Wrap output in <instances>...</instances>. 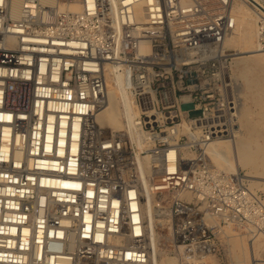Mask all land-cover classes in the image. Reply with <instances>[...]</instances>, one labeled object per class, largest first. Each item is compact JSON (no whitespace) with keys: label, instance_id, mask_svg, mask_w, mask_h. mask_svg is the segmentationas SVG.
Wrapping results in <instances>:
<instances>
[{"label":"built area","instance_id":"built-area-1","mask_svg":"<svg viewBox=\"0 0 264 264\" xmlns=\"http://www.w3.org/2000/svg\"><path fill=\"white\" fill-rule=\"evenodd\" d=\"M236 25L232 0H0V264H154L152 218L181 264H213L211 218L264 238V196L207 152L239 130Z\"/></svg>","mask_w":264,"mask_h":264},{"label":"bare ground","instance_id":"bare-ground-1","mask_svg":"<svg viewBox=\"0 0 264 264\" xmlns=\"http://www.w3.org/2000/svg\"><path fill=\"white\" fill-rule=\"evenodd\" d=\"M240 1L241 4L244 2L247 4L246 8L252 12L255 18L252 22H248L242 14L233 13L237 25L234 33L226 42V46L230 45L236 50L231 66L234 78L232 75L231 77L237 82L242 98L239 130L232 139L212 142L207 152L213 164L219 169L231 173L245 171L244 176L250 182L251 189L255 191L256 189L264 190V145L259 142L260 137L264 135V123L251 118V110L253 109H251L250 103L256 104L264 98V50H261L257 44V22L259 18L264 16V12L253 2H258L264 6V0ZM235 3L236 0H232V11L240 6L239 1L238 4ZM71 8L79 9L77 5H73ZM246 12L252 17L249 11ZM133 115L131 97L123 87L120 76L117 75L116 78L114 77L108 82L107 101L96 113L95 120L101 128L109 132H116L125 127V117L130 121ZM184 197L190 199L189 195ZM214 221V218L208 220V224L212 228ZM152 224L155 239L154 264H181L179 256L171 257L163 251L160 244L162 235L155 230L154 218H152ZM240 238L245 247L244 251L247 250V256L250 257L253 264H256L255 262L259 260V253L264 250V239H250L244 243L245 239Z\"/></svg>","mask_w":264,"mask_h":264},{"label":"rangeland","instance_id":"rangeland-1","mask_svg":"<svg viewBox=\"0 0 264 264\" xmlns=\"http://www.w3.org/2000/svg\"><path fill=\"white\" fill-rule=\"evenodd\" d=\"M238 1L240 6L237 7V9L235 8V10L233 9L234 10L233 13L242 14L246 19V21L252 22L255 17L252 14V12L248 8H246L247 4L243 0L242 1L245 3V5L244 3L241 4L242 2L240 0H236L237 4ZM253 3L255 6H258V8L264 12V6L262 4H258V2H253ZM246 11H249V13H251L253 18L250 17ZM227 47L233 50L234 54L236 53V50L232 46L228 45ZM231 75L233 77L232 71H231ZM250 107H252L251 109H253L251 110V118L255 121H260L261 123L263 121L264 123V98L262 101H259L256 104L250 103ZM259 142L264 145V135L263 137H260ZM241 172L243 173V175H245V171H241ZM248 184L250 186V182H248ZM255 191L260 192L264 196V190L256 189ZM218 224L219 223L217 220H215L213 223L216 254L211 258L212 263L213 264H253V261L250 259V257L247 256L248 254L247 250L244 251L245 247L243 246V242L241 241L240 237H243L245 239L244 243H246V241L247 240L249 241L250 239H257V238L264 239V238L260 236L255 238L246 230L239 228L237 226L228 225V224H219V225ZM160 233L162 235V239L160 242L161 248L163 249V251L167 252L169 256L175 257L177 254L168 247V237L170 235L168 229L165 228L164 231ZM237 251H238V255H237ZM258 259L259 260L255 262L256 264H260V263L264 264V250H262L259 253Z\"/></svg>","mask_w":264,"mask_h":264},{"label":"water","instance_id":"water-1","mask_svg":"<svg viewBox=\"0 0 264 264\" xmlns=\"http://www.w3.org/2000/svg\"><path fill=\"white\" fill-rule=\"evenodd\" d=\"M187 107V106H186Z\"/></svg>","mask_w":264,"mask_h":264}]
</instances>
